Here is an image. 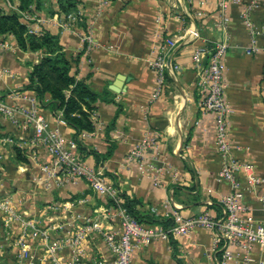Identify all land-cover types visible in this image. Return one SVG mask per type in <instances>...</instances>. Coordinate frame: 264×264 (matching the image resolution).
<instances>
[{"label": "crops", "instance_id": "obj_1", "mask_svg": "<svg viewBox=\"0 0 264 264\" xmlns=\"http://www.w3.org/2000/svg\"><path fill=\"white\" fill-rule=\"evenodd\" d=\"M245 1H228V23L222 30L216 27L217 0H74L80 18L66 15L51 1L52 13L37 14L31 24L32 32L56 35L69 62V73L83 79L97 97L90 104L91 129L81 131L75 141L70 126L56 123L59 110L52 113L38 107V113L50 125L57 126L65 140L77 141L81 158L89 165L99 166L120 195L137 202V210L172 221L173 211L183 218L201 212L217 216L218 198L229 191V186L216 180L220 159L213 144V116L200 106L191 54L198 47L204 49L221 41L226 45L221 79L225 84L223 100L230 109L227 139L231 156L252 164L254 175L260 180L256 186L243 190L241 202L246 213L261 219L257 197L264 194V0H259L251 13L259 32L254 36L256 50L249 55L244 53L248 33L238 17ZM6 2L0 0V6ZM10 6L17 8L18 2L13 0ZM187 27H194L198 37L178 43L170 51V63L175 68L171 72L165 70L156 91V74L150 61L164 38L175 37ZM86 32L91 40L88 50L81 40ZM0 45V66L8 70L0 77V95L18 89L33 95L24 86L31 65L37 63L43 51L21 50L8 34L0 36ZM48 98L44 94V99ZM6 131L12 137L31 134V128L17 130L0 121V134ZM142 139L148 144L141 161L152 164L155 171L126 160L128 151ZM15 149L23 156L18 146L11 147L10 157L0 163L1 191L9 194L16 208L24 212V219H36L42 229L53 224L57 228L48 231L47 240L22 237L19 222L5 224L0 217L1 264H48L46 245L52 241L61 243L52 255L65 264L75 252L64 245V239L86 225L87 220L97 217L103 228L117 229V218L109 210L111 202L97 197L82 179L54 186L50 183L44 188L36 179L43 177L39 169L43 146H33L32 158L23 156L24 162L15 159ZM108 149L110 154L100 159L98 156ZM235 179L242 183L244 174L236 172ZM105 209L108 216L101 218ZM151 225L161 228L159 224ZM19 238L29 248L30 259L17 258ZM169 238L136 247L130 264L218 261L219 253L211 251L206 228L194 227L185 235ZM79 249L78 258L88 263L107 257L96 230L86 233ZM231 250L236 258L226 264H241V248ZM247 256L249 264L264 262V248L253 244Z\"/></svg>", "mask_w": 264, "mask_h": 264}, {"label": "built area", "instance_id": "obj_2", "mask_svg": "<svg viewBox=\"0 0 264 264\" xmlns=\"http://www.w3.org/2000/svg\"><path fill=\"white\" fill-rule=\"evenodd\" d=\"M230 0H217L216 3V27L224 29L228 23L226 10ZM259 0H246L239 8L238 17L247 30L248 44L244 53L249 55L256 50L254 36L259 32L257 26L251 19V13ZM198 37L194 27L185 28L177 36L166 37L159 45L155 58L150 61V67L156 74L157 89L160 85L165 70L172 71L175 66L170 63L171 52L178 43H185ZM85 42V50L90 47V36L86 32L82 35ZM1 46V45H0ZM226 49L225 43L219 41L210 47L196 48L191 54V61L196 68L197 88L200 92V106L204 111L213 116V144L220 159V167L216 172L217 181H225L229 191L218 198L220 207L219 215H210L201 212L188 217H180L172 212L173 224L166 230L157 226L137 223L130 217L124 208L120 206L121 199L118 190L108 181L99 166L87 164L79 155L76 143L65 140L55 125H50L38 113V101L36 96L26 91H9L0 98V121L7 123L10 128H31L30 136L12 137L8 131L0 135V163L6 161L11 155V145L18 146L25 158H32L33 146H43L41 156L42 163L39 167L43 177L36 178L46 185H57L61 182L82 179L88 188L99 198L109 200L110 209L117 218V229L103 228L97 217L87 220V224L78 228L71 236L64 239V245L75 252L72 259L65 264H130V255L136 247H145L155 240H167L168 236L176 237L187 234L194 227L206 228L210 233L211 251L217 252L218 261L215 264H226L234 261L235 253L231 247L241 248L239 260L241 264H249L247 252L251 245L255 244L264 248V194L257 197L259 209L263 213L261 219H255L251 214L245 212L242 204L243 190L256 186L260 180L254 175L253 165L247 162L234 160L231 156V145L227 139V123L230 109L223 100L225 87L221 79V61ZM204 60V62H203ZM8 70L0 66V77L7 74ZM57 124H64L61 114H55ZM148 141L142 139L141 143L131 148L126 154V160L135 161L140 168L155 171L156 167L150 163L143 164L142 152ZM23 167H20V170ZM264 169V164H263ZM244 174V181L239 183L235 179L236 172ZM45 183V184H44ZM208 203V201L206 202ZM105 209L100 217L106 218L108 210ZM24 212L16 208L14 200L9 194L0 189V217L3 223L19 222L22 237L48 238V231L55 230V224L42 229L36 219H24ZM99 217V218H100ZM89 230H96L102 240V246L106 258L102 257L92 263L82 261L80 245L84 241ZM22 240V239H21ZM20 238L18 239V259H30V250ZM21 242V244H20ZM61 243L52 241L46 245L48 264H62L55 256L53 250L60 247ZM264 262H258L263 264ZM32 264V262H27Z\"/></svg>", "mask_w": 264, "mask_h": 264}, {"label": "trees", "instance_id": "obj_3", "mask_svg": "<svg viewBox=\"0 0 264 264\" xmlns=\"http://www.w3.org/2000/svg\"><path fill=\"white\" fill-rule=\"evenodd\" d=\"M18 10L25 9L28 5L38 4V0H16ZM58 9L67 13L72 9L74 0H58ZM10 34L16 46L21 50H42L43 54L37 63L31 65L27 73V83L24 89L30 90L37 98L40 108H47L52 113L59 110L61 118L73 130L72 139L81 131L91 129L89 110L91 103L97 97L96 93L89 88L83 79H76L69 73V62L60 50L57 36L47 31L39 34L27 32L24 25L18 21L15 12L4 14L0 11V35ZM49 98L44 99V94ZM77 143V141H76ZM111 148V147H110ZM16 150L15 159L24 162L23 156ZM110 154L108 149L100 159ZM120 206L137 223L159 224L161 229L166 230L173 224L171 218H158L146 211H139L135 208L136 201L119 194ZM170 236H168L169 238ZM172 243L171 238H169Z\"/></svg>", "mask_w": 264, "mask_h": 264}, {"label": "rangeland", "instance_id": "obj_4", "mask_svg": "<svg viewBox=\"0 0 264 264\" xmlns=\"http://www.w3.org/2000/svg\"><path fill=\"white\" fill-rule=\"evenodd\" d=\"M7 2L1 7L0 6V11L3 12L4 14H10L12 12H15L18 16V21L24 25V28L27 32H32V22L34 21V18L37 16V14H42L40 16H48L52 13L51 11V7H50V2L51 1H55V4L57 5V1L58 0H38V4L37 5H28V7H26L25 9H22V10H18V8H12L10 5H11V2L13 0H6ZM33 6V8L31 7ZM58 6V5H57ZM76 11L74 5L72 7V9H69L68 12L66 13L67 14H72L73 16H78V18H80V15L79 13ZM39 16V15H38ZM82 18V17H81ZM80 20L78 19V22ZM35 33H41L40 31L38 32H35ZM4 35V34H3ZM10 35V34H8ZM1 36V35H0ZM12 37V36H11ZM13 38V37H12ZM18 90H21V89H18ZM17 91V90H15ZM4 96V95H3ZM3 96L0 95V98H2ZM1 135V134H0ZM12 148H15L16 146L15 145H11ZM19 153V151H18ZM20 155V153H19ZM7 189V188H6ZM1 264V263H0Z\"/></svg>", "mask_w": 264, "mask_h": 264}]
</instances>
